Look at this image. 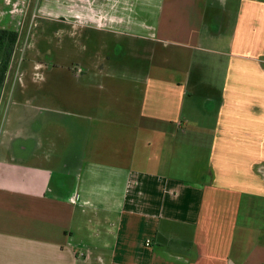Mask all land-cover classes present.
<instances>
[{
	"label": "crops",
	"instance_id": "0c3cea01",
	"mask_svg": "<svg viewBox=\"0 0 264 264\" xmlns=\"http://www.w3.org/2000/svg\"><path fill=\"white\" fill-rule=\"evenodd\" d=\"M68 1L98 9L113 34L212 43L201 66L222 81L194 66L187 81L166 70L131 118L87 102L93 112L53 108L72 118L56 122L59 142L35 113L1 130L0 264H264V189H252L264 188V0H233L232 20L231 0H151L161 14L144 20L142 0ZM46 103L31 105L44 115ZM199 104L212 125L186 112ZM11 164L36 174L2 172Z\"/></svg>",
	"mask_w": 264,
	"mask_h": 264
},
{
	"label": "rangeland",
	"instance_id": "374dc122",
	"mask_svg": "<svg viewBox=\"0 0 264 264\" xmlns=\"http://www.w3.org/2000/svg\"><path fill=\"white\" fill-rule=\"evenodd\" d=\"M12 1L19 5L13 9L7 8V11L0 5V29L16 31L20 35L9 70L0 87V132H15L19 118L29 115L32 119L35 113L38 117H45L47 122L50 121L49 135L59 142L57 131L53 133L58 125L56 122L67 123L72 118L56 115L53 108L66 113L93 112L85 110V102L89 105L94 103L95 107H109V112L131 118L128 113L143 111L152 77L165 75L166 70L168 77L172 75L176 80L184 78L187 81L194 66V72L198 67L200 73L205 74L204 80L208 84L213 83V76L217 81H222L215 66L207 70L201 66L202 60H205L206 66L213 62L215 56L212 51L215 47L212 43L201 41L192 49L186 47L183 41L184 44L170 43L172 39L168 34L156 38L149 29H143V23L140 24L143 29L140 33L113 34L104 30V24L99 21L101 14L98 9L86 2L81 5L68 0ZM150 1L142 0L148 2L142 3V20L149 16L156 19L161 14V8ZM182 1L177 2L181 4ZM234 4L233 0L227 4L229 20L237 17V14L232 15ZM84 11L93 12V17L87 14V21L86 16L75 18ZM224 14L225 11L221 14L223 18ZM122 27L127 28V25ZM224 59L228 60V57ZM193 82L191 80V84ZM192 89L189 88L190 92ZM195 90L203 95L207 94L208 87ZM37 101L48 102L44 110L48 109L49 113L43 115L41 111L35 112V105L31 103ZM26 103L31 106L27 107ZM203 111L199 104V109L188 108L186 112H197L203 117V123L212 125V115ZM34 119L30 125L31 130L38 123L36 115ZM53 121L54 126L51 125ZM5 138L9 139L7 135ZM6 148L0 145L2 152ZM34 168L30 165L17 167L11 164L7 171L2 172L31 177L36 174ZM252 189L261 192L264 188L260 185L257 187L254 182Z\"/></svg>",
	"mask_w": 264,
	"mask_h": 264
},
{
	"label": "trees",
	"instance_id": "16d2710c",
	"mask_svg": "<svg viewBox=\"0 0 264 264\" xmlns=\"http://www.w3.org/2000/svg\"><path fill=\"white\" fill-rule=\"evenodd\" d=\"M19 38L20 35L16 31L0 29V87L6 72L9 70L11 58Z\"/></svg>",
	"mask_w": 264,
	"mask_h": 264
},
{
	"label": "built area",
	"instance_id": "2783aa9c",
	"mask_svg": "<svg viewBox=\"0 0 264 264\" xmlns=\"http://www.w3.org/2000/svg\"><path fill=\"white\" fill-rule=\"evenodd\" d=\"M148 245L150 244V242L148 241V243H147Z\"/></svg>",
	"mask_w": 264,
	"mask_h": 264
}]
</instances>
